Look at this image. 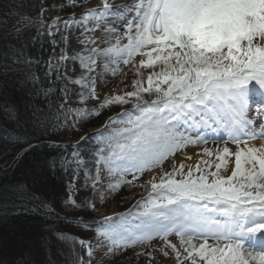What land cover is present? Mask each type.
<instances>
[{
  "label": "snow or ice",
  "instance_id": "6c2138e0",
  "mask_svg": "<svg viewBox=\"0 0 264 264\" xmlns=\"http://www.w3.org/2000/svg\"><path fill=\"white\" fill-rule=\"evenodd\" d=\"M64 6L78 5L70 0ZM43 11L44 5H41V14ZM36 19L44 23L41 17L24 14L18 17L17 22L23 27L15 29L14 39H21V47L12 46L2 54L5 62L10 59L12 65L29 69L28 82L33 86L39 81L33 66L40 61L26 54L27 44L18 34ZM90 19L94 21L91 28L87 27ZM60 24L66 28L72 24L83 27L84 39L76 37L77 43L93 45L86 49L87 56L77 54L72 58L79 60L81 68L86 70V74L71 81L86 90L79 93L80 102L96 97L91 73L98 60L108 69L121 62L131 64L136 56H141L137 74L140 68L153 69L147 76V86L143 78L138 79L133 91L107 98L100 105L103 108L131 100L134 110L122 112L114 119L110 117L104 130L97 133L100 137L97 143L102 147L93 149L96 165L95 175L90 178L93 188L100 182L103 170L109 176L120 177L109 184L115 191L123 183L132 184L123 179L125 176L131 174L136 178L160 167L188 146L207 144L208 137L200 133L202 128L211 131L223 128L227 134L224 139L236 144L237 150L233 152L224 146L213 151L204 147L195 165L181 162L164 172L158 182L153 177L147 199L134 206L135 209L143 205V211L136 214L139 223L129 224L132 211L118 218L105 217L95 226L98 241L95 245L58 231L55 221L62 214L27 183L8 189L12 206L36 211L52 221L45 227L58 241L67 244L69 255L74 257L68 264H104L119 250L149 243L155 238L167 241L170 235L180 240L179 247L175 243L166 244L177 264L186 261L189 264H264V249L259 255L245 252L246 243L264 240V143L259 146L250 143L257 139L264 141V0H134L132 4L117 6L103 0L101 7L81 13L79 20L73 15L68 20L58 19L45 28L35 29L31 38L33 45L43 36L52 39L51 28ZM98 28L103 33L100 44L107 47H100L95 36L85 35ZM60 39L67 43L63 32ZM125 39L126 43H122ZM60 59H68L63 50ZM46 63L50 66V59ZM156 65H160L159 70H155ZM57 68L59 72V62ZM0 70V74L7 75L10 69L3 63ZM253 91L261 95L259 124L249 116ZM145 94L152 98L145 99ZM62 109L64 105H59L58 114L50 118L37 115L42 109L33 110V126H51L56 130L66 124V120L61 123V117L67 114L74 112L77 117L85 118L99 115V109H68L67 112ZM0 111L8 122L17 124L16 129L0 131L16 142L28 143L29 149L39 147L33 146L21 132L23 125L14 104L6 102ZM110 125L117 127L110 128ZM181 125L186 126L184 131L180 130ZM105 131L109 133L107 137ZM241 144L244 146L240 147ZM49 147L58 150L46 158L50 172L67 173L68 164L73 165L72 179L67 185L69 194L62 201V207H84L85 204H77L71 190L79 168L84 167L79 142L71 152L62 143L50 142ZM230 163L232 168L228 174ZM88 172L85 167V186ZM86 206L94 208L90 201H86ZM84 227L91 225L85 222ZM77 244L86 248L87 260L75 251ZM105 248L107 251H101ZM166 249H162L165 257L169 255ZM97 252L101 254L97 256Z\"/></svg>",
  "mask_w": 264,
  "mask_h": 264
},
{
  "label": "rangeland",
  "instance_id": "374dc122",
  "mask_svg": "<svg viewBox=\"0 0 264 264\" xmlns=\"http://www.w3.org/2000/svg\"><path fill=\"white\" fill-rule=\"evenodd\" d=\"M9 1L10 5L15 9L17 8L20 2V0ZM47 1L48 0H41L42 3H46ZM91 1L93 2L92 4H90ZM130 1L132 3L134 2L133 0ZM69 2L70 0H65L63 5H61L60 7L57 6V4H59L58 2H54L52 6H56L53 9L55 15H53V13H51L49 9L45 8L41 14V18L44 23L35 24L33 26H30L29 28H45L47 24H50L53 21H56L58 19L68 20L69 18L73 17V15H75L77 20H79L81 13H84L88 9H95L101 7L103 0H75V4L78 6H64ZM96 3L98 4V6H96ZM86 6L89 7L85 8ZM128 15H132V13H129ZM109 23H111V21H109ZM37 25L38 27H36ZM93 25L94 21L90 19L88 21V26H90L91 28L93 27ZM121 27L123 28V26ZM29 28L25 32L29 31ZM74 28L78 27H76L75 24H72L71 26L66 28L64 24H60L58 27L54 26L51 28V32L53 33V51L49 53L50 66L47 63L46 68H44L45 66H43V69L44 71H46V74L48 76L53 75L55 81H58L60 83L61 93L58 98V103L60 105H64V109H62L63 111L67 112L68 109L84 108L90 111L94 109H99V115H91L85 118L77 117L76 114L73 112L63 117V124L65 120L66 124H64L63 127H60V138L63 140V144L67 146V148H73V146L76 145L77 142H80L88 133L95 132L101 129V127H98L99 129H89L86 132V129H88L87 126H89L90 123L95 122L98 118H100L103 112L107 113L105 119L109 117L114 119L118 114L122 112L134 110V105L131 100L129 103L126 104L114 103L111 105H107L103 108H100V105L107 98L115 97L117 95L123 96L127 92L133 91V84L136 80L139 79L140 75H138L136 72L135 61L123 68H117L116 73L113 76H109L108 74H106V71L109 68L105 70V73L103 72V70L95 68L91 75L95 79L96 97L89 98L84 102H80L79 93L86 90L82 89L80 85L71 82L76 80L77 78H80L78 77V75L80 70L82 69L80 66V62L78 63V60L72 59L76 56L72 53L73 51L71 50V41L73 40L72 34ZM120 30L123 31L122 29ZM61 32H63L68 38L66 44L60 39ZM100 32L101 30L98 28L95 32H92V34L96 36ZM122 43H126V39L123 40ZM2 46L0 45V64L7 63L10 68V62L8 60L6 62L3 60L2 54L6 53L7 51H5V47ZM88 48H91V46H88ZM62 50L64 52V55L68 57V59H65L63 61H61L60 59ZM49 59L47 61H49ZM58 62L59 72L57 68ZM159 68L160 67L155 66V70H159ZM145 70L146 76L143 79V83L144 86H147V76L151 71H153V69L145 68ZM8 72H10V70ZM1 76L4 78L1 80H5L6 78L10 80L9 76L7 75ZM26 76L28 79V75ZM25 79L26 78H24V80ZM125 80L127 82H125ZM7 84L10 85L9 90H11V92L12 90L14 91V96L11 95L8 101L10 103H17L18 101H20L22 95L24 96V94H26L24 89H29L28 87H24L26 86L24 84H21V86L19 87L18 81L15 78H12V80L9 81ZM128 87H130V89H128ZM1 91L3 90H1L0 88V92ZM65 94H67V99ZM148 97L149 96L145 94V99H149ZM185 127L186 126L181 125L180 130L184 131ZM15 128H17V125L15 126ZM26 128L28 127L25 126V129L23 128L22 130L27 131ZM94 138L97 139V137ZM84 143L86 142H80L79 144ZM189 147L192 146H188L187 148ZM227 147H229L231 151H235L234 149H236L237 145H227ZM185 149L182 152L176 153L174 156H170L162 163L160 167H156L151 169L150 171H145L142 174H138L136 178H134V176L131 174L125 176L123 179L125 181H132V184L129 185L128 183H123L115 191L109 188V184L115 183L120 178L118 175L109 176L107 170H103L101 172L100 182L96 183L95 188H93L90 178L95 175V172H88L89 180L87 186H85V169L83 167H80L78 171V176L75 179V186L73 189H71L74 193V198L77 201V204H85L84 207H80L73 210L74 216H77L76 218L78 219V224L83 227L80 239L89 241L91 244H97V232H93L92 230L96 226V224L101 222L105 217L118 218L120 214H127L132 211L134 214L128 217V222L132 226L138 224L139 221L136 219L135 215L138 214V212H135L133 210H136L140 206L136 209H134V206L137 205V202L145 201L147 199L151 191L150 181H152L153 177H155V181L158 182L164 172L171 171L174 165H179L177 163V160L183 156L182 154L184 153ZM27 150L30 149L28 148ZM199 150L202 151L201 148ZM35 151L37 155L33 158L32 161L27 162L26 165L22 167L23 173L21 176H18L15 179L13 185L19 183H27L32 186L33 191L39 192L50 202H52V200H54L55 198L59 200L61 199L62 201L66 200L69 194V189L67 187L69 181L66 180L67 178H63L64 176L61 175L62 171L60 170V173L50 172L46 167L45 163L47 156L42 154V151L40 153L38 150ZM25 152L17 154L15 156L16 159L14 160L17 163H20L22 158L24 157ZM211 159H215V157H212ZM8 164V167L4 168V172L0 174V184L1 181L4 179V181H2L4 182L2 185L3 189H6L7 185L5 182L6 170L10 168L12 170L15 167L14 165L16 163L13 164L12 162H9ZM68 165L70 168L73 167L72 164ZM212 170H214V167ZM185 171H187V168L185 169ZM230 171L231 170L229 168L228 174H230ZM3 194V197L6 199V203L8 201H12L11 197L6 195V190L3 191ZM86 201H90L94 205V208L87 207ZM60 208L63 209L61 206ZM20 212L24 216L25 210L18 208L17 214L16 210H12L11 207H5V203L1 200L0 217L2 218L0 221V264H12V262H15L16 260L20 259L22 255H24L22 259V264H65L67 259H74V257H71L69 255V250H67L65 253H61V251L57 252V250L54 249V246L60 242L58 240L49 249V252H46V246L43 245L42 237L41 239L35 241V237L38 235V232L35 230V228H33V224L30 221H28V223L24 225V223L21 221L22 217H19ZM58 212L62 211L58 210ZM219 218L223 219V217ZM85 222L91 225V227H84ZM44 231L46 230L43 229L42 232ZM85 231L86 234H84ZM54 238L57 239L56 237ZM167 243H175L177 247H179V237H177L176 235H170L167 241H164L160 238H155L149 243L140 244L128 247L123 250H119L116 252L115 255H110L104 261V264H177L174 253H172L170 248L166 249ZM256 244L257 243L253 244L249 242L248 244H245V249L249 250L251 253H260L256 249ZM59 245L63 246V242H60ZM77 247L78 248H75V251L79 253L81 257L87 260L86 248H81L80 246ZM39 249L44 250L43 257L40 253L37 254V251ZM162 249H166L168 251L169 255L167 257L163 255ZM101 251H107V249L105 248ZM149 253H151V255H149ZM100 254V252L96 253L97 256H99ZM185 264H189V262L186 261Z\"/></svg>",
  "mask_w": 264,
  "mask_h": 264
},
{
  "label": "trees",
  "instance_id": "16d2710c",
  "mask_svg": "<svg viewBox=\"0 0 264 264\" xmlns=\"http://www.w3.org/2000/svg\"><path fill=\"white\" fill-rule=\"evenodd\" d=\"M64 1L65 0H48L46 3H42L41 0H20L19 5L15 9L10 5L9 0H0V41H2L0 42V45H3L5 47L4 50L7 52L10 51L12 46H15V48L19 49L22 43L21 39H14L15 35L11 34L15 31L16 28L23 27L22 23L17 22L18 17L21 14L31 17H41V5H44V9L46 8L49 9L50 12H53L54 7H56L52 6L54 2H58L59 4H57V6H61L63 5ZM40 21L41 19H36L32 21L30 26ZM29 27L24 28V30L20 32L19 36L22 37L23 42L27 44V47L25 49L26 54L34 60L40 61V63H36L33 66L35 75L39 77V81L35 86H33L28 82L26 76L28 73H30L29 69L22 65H12V61L9 59L8 61L10 62L11 67L9 68L10 72H8L7 76H9L10 80H8V78H6L5 80H1L4 78L1 76L3 74H0V88L1 90H3L0 92V106L8 102L11 95L14 96V91L12 90L11 92V90H9L10 85L7 84L12 80V78L17 79L19 87L21 86V84H24L26 85L24 87L29 88L24 89L26 94H24V96L22 95L20 101H18L17 103L14 102L12 104L17 107L20 124L23 125L24 129L25 126L28 127L26 128L27 131L22 130L23 128H21V132L26 135L27 140L32 145H39V147H33L30 150H27L29 148L28 143L16 142L13 138H10V136L5 135L4 131H0V174L4 172V168L8 167L5 166V163H8L11 157L13 158L17 154L24 153L26 150L24 157L19 163V167L13 168L12 170L11 168L6 170V189H3L2 186L4 183L2 181H4V179L1 181L0 193H3V191L6 190V195L8 196H10V194L8 193V189L13 186V183H11L10 180L7 179L9 173H12V175L15 176L17 174H15L14 171H17L19 175H22V167L26 165L27 162L32 161L33 158L37 155L35 150H38L39 153L42 151V154L48 157L49 155H55L58 151L57 149L49 147L50 142L63 143V140L60 138V128L53 130L51 126H48L46 128L33 126V110L42 109L43 111L37 112V115L41 117L50 118L52 115L58 114V106L60 105L58 103V98L61 93V87L60 83L58 81H55L54 76H48L46 74V71H44L43 69V66H45L44 68H46V62L49 59V53L53 51L52 39H49L48 36H43L39 38L33 45L31 38L35 35V28H32L29 31L25 32ZM20 75H22L23 77ZM24 78L26 79L24 80ZM44 92L48 93L47 96L44 95ZM106 115L107 113L103 112L101 117L98 118L95 122L90 123L87 128L89 129L101 125L105 120ZM61 123L63 124V117H61ZM16 125L17 124L15 123L8 122L4 113L0 111V129H16ZM94 148L99 149L100 145H97V143L94 145L92 140H89L79 147V150L82 152L83 160L85 161L84 169L85 167H87V169L90 171L95 168V164L93 165L94 158L92 156ZM67 150L71 152L73 151V148H67ZM56 173H60V171L57 170ZM61 175L64 176L63 178H67V181H70L72 179V167L69 168V171L67 173L62 171ZM1 200L5 203V205L7 204L9 207H11L12 210H18V208L12 206V201H8L6 203V199L3 197V195L0 196V202ZM51 204L56 209V211L60 210L63 212V214L62 212H60L62 214L61 220L59 219L55 221L58 231L69 233L74 237L80 238L83 227L78 224V219L76 218L77 216H74V209L62 207V200H59L57 198L52 200ZM60 206L63 209H61ZM28 213L29 214L27 215L20 216L23 219H21V221L24 223V225L28 223V221L33 224V228H35V230L38 232V235L35 237V241L41 239L42 237L43 245L46 246L45 251L49 252V249L57 241V239L52 236V232L47 230L45 227L46 224H50L52 223V221L48 220L44 215L38 214L36 211H28ZM1 218L2 217H0V221ZM65 218L71 219L69 220ZM43 229H45L46 231L42 232ZM59 243L54 246V249L57 250V252L61 251V253H65L67 250H69L67 244L63 243V246H61L62 243L61 245H59ZM77 246L78 244L75 248H78ZM38 253H40L42 257L44 256V250L39 249L37 251V254ZM23 257L24 255H22L21 258L16 260L15 262H12V264H21ZM68 262L69 260L67 259L65 264H68Z\"/></svg>",
  "mask_w": 264,
  "mask_h": 264
},
{
  "label": "bare ground",
  "instance_id": "6f19581e",
  "mask_svg": "<svg viewBox=\"0 0 264 264\" xmlns=\"http://www.w3.org/2000/svg\"><path fill=\"white\" fill-rule=\"evenodd\" d=\"M94 1H96V0H94ZM134 1V0H133ZM108 2L110 3V4H112L113 6H117V5H125V4H132V2L130 1V0H108ZM93 2L91 1V3L90 4H92ZM96 6H98V4L96 3ZM89 6H86L85 8H88ZM102 26V25H101ZM87 27H89L90 28V26H88L87 25ZM120 29H122V30H124V28H122V27H120ZM84 31V29H83V27H79V28H74V30H73V34H72V38H73V40L71 41V50L73 51L72 53L74 54V55H76L77 56V54H81V55H84V56H87V52H86V49L88 48V46H91L92 47V45H84V44H78L77 43V40L75 39L76 37H80V39H84V36H81V33ZM11 34H14V35H17L16 33H15V31L14 32H12ZM20 34V33H19ZM18 34V35H19ZM6 35H8V34H6ZM85 35H88V36H95V35H93L92 34V32H89V33H85ZM103 35V33H102V31L100 32V33H98L95 37L97 38V44H99L100 45V47H107L108 45L107 44H100V41H99V37H101ZM142 59V57L141 56H136L135 58H134V60L133 61H135V64H136V68L137 67H139V61ZM143 59H147V57L145 56V57H143ZM78 63H79V60H78ZM125 66H128V65H124L122 62L121 63H119V65L117 66V65H110L109 66V69L106 71V74H108L109 76H113L114 74H113V71L116 73V69L117 68H123V67H125ZM157 67H160V65H156ZM96 69H99V70H103V72L105 73V70L106 69H104L103 68V63H102V61H100V60H98L97 61V67H96ZM81 73H83V74H81ZM84 73L86 74V70L85 69H81L80 70V72H79V75H78V77H81V75H84ZM104 76H105V74H104ZM145 76H146V70H145V68H140V75H139V79H141V78H145ZM78 79V78H77ZM99 80V79H98ZM125 82H127L126 80H125ZM129 83V82H128ZM128 89H130V87H128ZM125 90V89H124ZM249 116H250V118H252V114H251V112L249 113ZM212 140L213 139H209L208 138V143L207 144H205V145H198V146H192V147H189V148H186L185 149V151H184V153L182 154L183 156L182 157H180V159H178L177 160V163L179 164V163H181V162H183V163H185L186 165H195L196 163H197V161L199 160V158H200V156H202L203 155V153H202V151H200L199 149L201 148V149H203L204 147H208L209 149H212L213 151H216L218 148H220V149H222L224 146H226V143L225 142H223V140H218V141H214V142H212ZM250 143H254L255 145H257V146H259L262 142L259 140V139H257V140H255V141H252V142H250ZM244 145L243 144H241L240 145V147H243ZM235 151L237 150V147H236V149H234ZM235 151H233V152H235ZM197 154H199V155H197ZM191 157L192 159L191 160H188L187 159V157ZM206 159H209V158H207V157H205ZM14 159H16V157L14 156L13 158L11 157L10 158V163L12 162L13 164H15L14 166V168H16V167H19V162L17 163ZM8 162V163H9ZM8 163H5V166H8L9 164ZM229 168H230V170H231V168H232V164L230 163L229 164ZM14 173L15 174H17V175H15V176H13L12 175V173H9L8 174V180H10V182L11 183H14V181H15V179L18 177V176H21V175H19L18 174V172L17 171H14ZM160 175V174H159ZM12 179V180H11ZM16 213H17V210H16ZM27 214H29L28 213V211H25L24 212V215H27ZM20 216H23V214L20 212L19 213V217ZM1 234V233H0ZM92 245H95V243H92ZM246 253H250V252H248V251H245ZM252 255H259V254H252Z\"/></svg>",
  "mask_w": 264,
  "mask_h": 264
}]
</instances>
